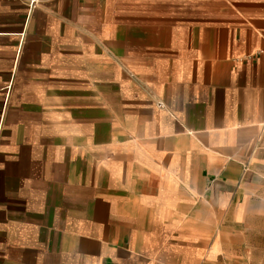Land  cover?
Listing matches in <instances>:
<instances>
[{
  "label": "crops",
  "instance_id": "0c3cea01",
  "mask_svg": "<svg viewBox=\"0 0 264 264\" xmlns=\"http://www.w3.org/2000/svg\"><path fill=\"white\" fill-rule=\"evenodd\" d=\"M263 173L264 0H0V264H237Z\"/></svg>",
  "mask_w": 264,
  "mask_h": 264
},
{
  "label": "rangeland",
  "instance_id": "374dc122",
  "mask_svg": "<svg viewBox=\"0 0 264 264\" xmlns=\"http://www.w3.org/2000/svg\"><path fill=\"white\" fill-rule=\"evenodd\" d=\"M250 197L258 217L251 225L253 232H248L247 239L238 248L237 264H264V173L259 175Z\"/></svg>",
  "mask_w": 264,
  "mask_h": 264
},
{
  "label": "built area",
  "instance_id": "2783aa9c",
  "mask_svg": "<svg viewBox=\"0 0 264 264\" xmlns=\"http://www.w3.org/2000/svg\"><path fill=\"white\" fill-rule=\"evenodd\" d=\"M160 105H162V104H160Z\"/></svg>",
  "mask_w": 264,
  "mask_h": 264
}]
</instances>
